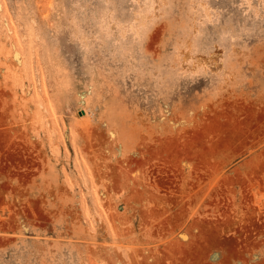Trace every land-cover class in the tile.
Instances as JSON below:
<instances>
[{
  "label": "rangeland",
  "instance_id": "1",
  "mask_svg": "<svg viewBox=\"0 0 264 264\" xmlns=\"http://www.w3.org/2000/svg\"><path fill=\"white\" fill-rule=\"evenodd\" d=\"M0 264H264V0H0Z\"/></svg>",
  "mask_w": 264,
  "mask_h": 264
}]
</instances>
